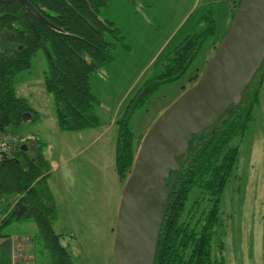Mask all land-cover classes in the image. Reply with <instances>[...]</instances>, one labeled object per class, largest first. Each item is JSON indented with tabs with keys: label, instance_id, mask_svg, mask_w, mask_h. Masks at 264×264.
<instances>
[{
	"label": "trees",
	"instance_id": "16d2710c",
	"mask_svg": "<svg viewBox=\"0 0 264 264\" xmlns=\"http://www.w3.org/2000/svg\"><path fill=\"white\" fill-rule=\"evenodd\" d=\"M27 1L53 28L39 21L18 0H0V134L11 132L19 140L13 156L0 162V231L9 232L23 223H32L36 228L33 241L48 264H72L70 254L60 243L62 236L53 231L57 214L46 182L50 164L42 152L44 144L32 141L28 146L29 140L24 141L16 131L22 123L39 121V115L25 99L15 95L14 82L29 70L31 59L42 50L47 60L44 88L52 96L59 131L96 129L100 126L95 113L97 100L91 93L89 79L111 63L115 48L127 46L114 24L99 16L108 0ZM238 2H231L234 5L229 24ZM202 21L206 28L179 42L160 73L149 80V88L131 100L116 121L113 162L120 181L128 176L137 151L136 137L128 128L137 101L142 102L148 92L161 85L180 79L201 47L206 43L213 45L214 39L219 44L229 27L228 24L221 37H216L211 11ZM263 81L264 58L239 102L230 105L211 126L193 135L186 158L176 159L179 171L170 172L166 180V187H170L175 175L153 264H224L223 257L212 250L221 225L222 196L233 178L239 146L252 121ZM26 114L29 118L23 121Z\"/></svg>",
	"mask_w": 264,
	"mask_h": 264
},
{
	"label": "rangeland",
	"instance_id": "374dc122",
	"mask_svg": "<svg viewBox=\"0 0 264 264\" xmlns=\"http://www.w3.org/2000/svg\"><path fill=\"white\" fill-rule=\"evenodd\" d=\"M231 2L108 0L99 16L114 24L127 49L115 48L111 63L89 79L100 126L86 133L59 131L52 96L44 88L47 60L42 50L31 59L29 70L15 80V95L39 115V121L22 123L17 133L29 140L28 146L32 141L44 144L43 154L58 165L49 170L46 182L59 209L55 229L63 233L60 243L72 264L113 263V229L124 184L114 170L116 121L131 100L149 88V80L160 73L179 42L206 28L202 18L209 11L215 20L216 37H221L230 22ZM217 44V39L213 45L204 44L180 79L137 101L138 107L128 119L136 150L159 114L197 80ZM93 192L96 194L91 195ZM221 202V225L212 243L214 254L222 256L224 264H264V81Z\"/></svg>",
	"mask_w": 264,
	"mask_h": 264
},
{
	"label": "water",
	"instance_id": "95a60500",
	"mask_svg": "<svg viewBox=\"0 0 264 264\" xmlns=\"http://www.w3.org/2000/svg\"><path fill=\"white\" fill-rule=\"evenodd\" d=\"M53 28L27 0H18ZM264 58V0H239L225 36L197 80L163 110L143 135L121 189L112 264H153L167 198L193 135L237 104ZM29 115H23V121ZM25 149L24 147H22Z\"/></svg>",
	"mask_w": 264,
	"mask_h": 264
},
{
	"label": "crops",
	"instance_id": "0c3cea01",
	"mask_svg": "<svg viewBox=\"0 0 264 264\" xmlns=\"http://www.w3.org/2000/svg\"><path fill=\"white\" fill-rule=\"evenodd\" d=\"M87 131L88 130L82 131L80 133H86ZM82 137H84V136H82ZM66 159L63 161L64 164L66 163ZM113 159H114V153H113ZM48 162L50 164V172L54 168H56V166H58L55 162L49 161V159H48ZM60 165H61V163H60ZM48 188H49V186H48ZM49 191L51 193V196H52V199H53V202L55 205V209H56V214H57L55 223L53 225V231L57 235L63 236L62 232H59V231H57V229H55L59 223V211H58L59 209L57 208V205L55 204L56 202H55L53 193H52L50 188H49ZM95 192L91 193V195H93V194L95 195L96 194ZM108 208L109 207H107V209ZM107 209H106V211H107ZM107 216H108V212H107ZM65 234H68V233H65ZM69 234H71V232H69ZM35 235H36V228L32 223H29V222L23 223L19 227H15L14 229H12L9 232H7V231L2 232V230H1L0 231V264H11L12 247L14 246L16 239L17 240L23 239V240L28 241V242H26L25 252L31 258L30 264H48L47 259H44L42 257L43 254L41 253L40 248L37 247L33 241V237Z\"/></svg>",
	"mask_w": 264,
	"mask_h": 264
},
{
	"label": "built area",
	"instance_id": "2783aa9c",
	"mask_svg": "<svg viewBox=\"0 0 264 264\" xmlns=\"http://www.w3.org/2000/svg\"><path fill=\"white\" fill-rule=\"evenodd\" d=\"M18 137L11 132H3L0 134V162L3 159L12 157L18 147ZM12 247L11 264H30L31 258L25 252L27 240H15Z\"/></svg>",
	"mask_w": 264,
	"mask_h": 264
}]
</instances>
